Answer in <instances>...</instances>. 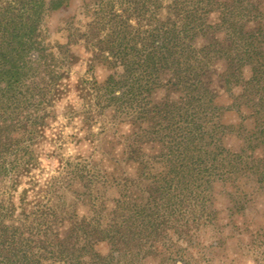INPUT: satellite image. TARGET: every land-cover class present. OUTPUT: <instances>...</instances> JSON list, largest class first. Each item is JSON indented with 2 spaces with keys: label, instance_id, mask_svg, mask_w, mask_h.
Listing matches in <instances>:
<instances>
[{
  "label": "trees",
  "instance_id": "trees-1",
  "mask_svg": "<svg viewBox=\"0 0 264 264\" xmlns=\"http://www.w3.org/2000/svg\"><path fill=\"white\" fill-rule=\"evenodd\" d=\"M66 1L0 0V184L8 183L13 190L29 169L25 142L43 126L51 92L62 77L39 41L40 20ZM178 4L165 6L163 17L157 0H106L103 15L82 35L93 60L122 70L117 79L114 74L107 77L97 92L98 105H123L135 129L131 145L144 134L164 147L158 158L163 168L139 173L145 179L144 198L138 203L119 200L104 226L52 205L39 214L16 213L10 198L0 200V264H138L158 245H172L171 236L192 239L213 185L225 175L226 150L218 135L226 126L217 121L212 83L239 85L245 66L251 70L247 83L259 82L264 65L256 60L260 53L245 30L247 20L237 33L236 24H228L226 29L234 30L227 33V46L213 40L196 48L203 18ZM150 5L154 15L146 16ZM143 21L147 28L141 32ZM222 60L225 72L217 74L215 63ZM159 87L166 95L150 100ZM245 98V106L251 107L252 98ZM139 153L135 146L129 159L137 162ZM98 243L108 245L107 255L95 250Z\"/></svg>",
  "mask_w": 264,
  "mask_h": 264
},
{
  "label": "rangeland",
  "instance_id": "rangeland-1",
  "mask_svg": "<svg viewBox=\"0 0 264 264\" xmlns=\"http://www.w3.org/2000/svg\"><path fill=\"white\" fill-rule=\"evenodd\" d=\"M100 1L67 0L40 20L39 41L47 60L62 77L51 92L43 126L25 142L29 169L22 172L15 190L8 183L0 184V200L10 198L16 213L39 214L52 205L104 226L119 200L138 203L144 198L145 179L139 178L140 171L163 168L158 158L164 147L153 137L143 134L139 143L131 145L135 129L123 105L97 103V92L107 77L114 74L117 79L122 72L93 60L92 48L82 37L103 15L101 10H106V0ZM173 1L203 18V33L194 41L196 48L213 40L227 46V33L234 30L226 29L228 24L235 23L237 33L239 24L247 20L245 30L252 36L255 52L260 53L256 60L264 65V0H157L161 16ZM153 10L150 5L146 16L154 15ZM144 23L141 32L147 28ZM131 24L136 28L133 21ZM104 32L100 36L104 37ZM58 45L63 49L59 51ZM215 64L216 73L223 74L225 61ZM250 78V67L245 66L239 85L228 88L215 80L212 83L214 104L219 107L217 121L226 126L218 135L226 150L225 175L213 185L192 239L176 241L171 236L172 245H158L138 264H264V75L259 82L247 83ZM165 93V88L159 87L150 100L158 101ZM247 95L252 98L251 107L244 104ZM135 146L140 148L137 162L129 159ZM3 250L0 239V254ZM95 250L101 255L109 253L106 243H98Z\"/></svg>",
  "mask_w": 264,
  "mask_h": 264
}]
</instances>
